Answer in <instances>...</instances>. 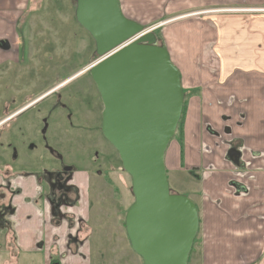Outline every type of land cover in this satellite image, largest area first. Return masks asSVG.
<instances>
[{
  "label": "crops",
  "instance_id": "0c3cea01",
  "mask_svg": "<svg viewBox=\"0 0 264 264\" xmlns=\"http://www.w3.org/2000/svg\"><path fill=\"white\" fill-rule=\"evenodd\" d=\"M118 3L131 21L158 23L160 13L167 21L162 29V24L148 29H158L155 36L179 72L185 109L180 137L166 150L165 168L170 174L197 173V180H186L185 185L208 247L203 263H217L210 250L216 251L217 242L224 246L229 236L223 227H232L245 236L232 257L220 249L218 262L264 264V0ZM0 8L6 4L0 3ZM231 150L240 154L237 162L229 160ZM18 186L21 193L12 200L10 237L6 236L11 247L1 252L10 256L6 262L17 264L22 255L40 254L42 264H89L84 241L68 245L78 227H69L65 220L59 226L57 221L50 224L41 200L44 186L34 178ZM84 206L79 193V203L66 210L73 224L77 215L85 220ZM4 237L0 234V241Z\"/></svg>",
  "mask_w": 264,
  "mask_h": 264
},
{
  "label": "rangeland",
  "instance_id": "374dc122",
  "mask_svg": "<svg viewBox=\"0 0 264 264\" xmlns=\"http://www.w3.org/2000/svg\"><path fill=\"white\" fill-rule=\"evenodd\" d=\"M0 3L6 4V8H0V32L6 30L0 35V42L7 40L11 46L9 50L0 47V65H11L0 76H3L6 85L2 88L6 90L10 86L12 89L5 93L0 90V97L7 93V100H10V97L14 98L11 92L15 94L21 91L20 95H16L20 98L19 101L34 100L53 86L72 78L82 67L89 69L95 63L94 42L74 18V0H1ZM163 8L165 7L161 10ZM160 14L158 19L161 22L136 23L145 25L146 29L162 24V29L167 21L165 15ZM16 15H23L25 22H21L23 25L15 29L14 36L12 25ZM157 30L155 28L152 32L156 34ZM17 66L26 68L17 69ZM16 69L18 71L12 74ZM17 89L18 92H15ZM4 99L6 100L5 97ZM102 111V102L91 77H74L66 82L58 94L47 96L15 124L0 131V165L1 168L4 165L10 167L15 173L25 172L42 177L47 172L58 170L60 166V162L44 148L50 146L54 152H60L61 162L74 169L71 182L78 187L85 202V220L81 222L76 239L84 241L87 246L89 264H143L132 252L124 229L125 214L133 203L131 179L122 170L117 152L101 135ZM180 128L181 126L170 143L176 141V137L179 139ZM44 129L48 136L45 141H41L40 131ZM21 143L24 148L18 152V156H26L24 163L4 157L8 153L6 151L4 154L6 146L15 149ZM173 147L174 144L170 146L169 152ZM172 174L166 172L170 192L190 200L192 197L187 192L189 185H185V181L190 183V180H197V177L194 178L197 173ZM44 190L47 195L48 189L45 186ZM46 204L48 208V203ZM66 217L71 222L69 218L72 216ZM78 220L77 215L74 224ZM223 228L227 231L228 234L225 235L229 236V240H225L224 246L217 242L216 251L210 252H213V259L218 264H232L219 263L216 255L221 249L220 252L232 257L233 248L238 250L240 240L245 235L242 232L235 234L232 227ZM230 239L239 242L234 243ZM203 240L199 229L187 264H204L203 251L208 247H204ZM1 252L2 250L0 264L10 258L8 255L1 256ZM17 264H42V257L40 254L22 255Z\"/></svg>",
  "mask_w": 264,
  "mask_h": 264
},
{
  "label": "water",
  "instance_id": "95a60500",
  "mask_svg": "<svg viewBox=\"0 0 264 264\" xmlns=\"http://www.w3.org/2000/svg\"><path fill=\"white\" fill-rule=\"evenodd\" d=\"M74 1L75 21L95 46L88 70L103 106L100 132L131 179L129 246L143 264H187L198 210L170 192L164 163L183 110L179 72L155 34L122 15L118 0Z\"/></svg>",
  "mask_w": 264,
  "mask_h": 264
},
{
  "label": "flooded vegetation",
  "instance_id": "af4514ba",
  "mask_svg": "<svg viewBox=\"0 0 264 264\" xmlns=\"http://www.w3.org/2000/svg\"><path fill=\"white\" fill-rule=\"evenodd\" d=\"M22 16H18L15 20H14V25H12V27L14 26V36H15V29H17L18 27H21L22 25L20 24L21 22H25L24 19H22ZM15 39V37H14ZM15 42L17 46H19L17 39H15ZM0 47L4 48V49H10L11 46L9 44V42H7V40H3L0 42ZM8 49V50H9ZM11 65H7L6 67H4V65H0V75H4V71H6L7 69H9ZM16 66V65H15ZM19 67V68H18ZM17 69H22L24 70L26 67H21V66H17ZM14 70L12 72V74H15V71L18 70ZM84 75H88L89 74V70L88 69H81V71H78L77 74H75L72 78L68 79L67 81L64 82H60L59 84L53 86L52 88H50L48 91H46L45 93L41 94L40 96H38L37 98H35L34 100H28V101H19L20 98H18V96L16 95H20L21 91L18 92L19 89H17L15 92L18 93H12L11 95L14 96V98L10 100L6 97V94H4V96L0 97V131L3 129H5V127H10L11 125L15 124L27 111L33 109L35 106H37L40 102H42L47 96L49 95H56L58 94L64 87V85L66 84V82L74 79V77H78V76H84ZM0 90H4V93L6 91H12L11 87L9 86L8 89H4L2 87L6 86L5 85V81L3 76H0ZM94 84V83H93ZM95 86V85H94ZM6 88V87H5ZM1 94V93H0ZM4 97L6 98V100L4 99ZM20 97V96H19ZM2 98V99H1ZM185 99V96H184ZM7 101V102H6ZM184 106V103H183ZM2 121V122H1ZM43 126H47L45 124H43ZM48 135L46 134V129L40 131V138L41 141H45ZM50 146L45 147L44 149L46 150V152L52 156L55 160L60 162V166L58 170L55 171H51V172H47L45 174V176H38V175H32V174H26L25 172H13L10 167L4 165L3 168H1L0 165V220L2 221V219H4L0 224V226L2 227V232L0 233L2 236L4 237L1 239V243H0V250L2 251H7L10 250L11 247V243L9 240H7L6 236L7 234L10 237V229H11V224L9 221V217L11 215H13L14 213V209L12 207V200L15 196H18L21 193V187L18 186V183L24 181L25 179L28 178H34L37 183H42L41 185L45 186L48 189V193L47 195L45 194L42 197V202L48 203V213H49V217L50 219V224L54 226L55 222L58 224V226L61 224V222L63 220L67 221L68 226L72 227L73 225H77L78 230L76 232V235L74 238L69 239L68 241V245L70 244H75L78 242V244H81L82 242L79 241L77 238V234L80 231L79 227H81L83 221L78 220L77 224H73L72 223V219L71 222L68 220H66V216H67V209H70L73 206H76L77 203H79V192L77 190V186L74 184H72L71 182V178L74 175L75 171L72 167H68L66 164H64L62 161V157L60 152L56 153L53 150H51L49 148ZM24 148L23 143L19 144L18 148H9V146L5 147V151H8L7 155H5L4 157H6L7 159H9L10 161H16V162H21L24 163L26 161V156L23 155L22 157L19 158L18 156V152H21L22 149ZM233 153L235 151L231 150ZM229 151V152H231ZM237 154V156H228L229 160L233 161V162H237L239 160V156L240 154L238 152H235ZM15 162V163H16ZM68 168H72V170L68 171ZM3 169V170H2ZM44 180L46 182H44ZM41 181V182H40ZM16 183V184H15ZM15 184V185H14ZM5 204V205H4ZM8 205V206H7ZM47 207V204H46ZM47 208V209H48ZM6 213V215H5ZM0 221V222H1ZM13 236V235H12ZM12 243L14 244V241H12ZM10 259V258H9ZM2 264H12L9 261L6 262V260L2 263ZM50 264H61V260L56 261V260H51Z\"/></svg>",
  "mask_w": 264,
  "mask_h": 264
},
{
  "label": "trees",
  "instance_id": "16d2710c",
  "mask_svg": "<svg viewBox=\"0 0 264 264\" xmlns=\"http://www.w3.org/2000/svg\"><path fill=\"white\" fill-rule=\"evenodd\" d=\"M157 45L162 46V44L159 43L158 38H157ZM182 92H183V91H182ZM183 94H184V92H183ZM184 96H185V94H184ZM184 109H185V108H184V106H183L182 115H181V118H180V121H179V124H178V128H177V130L179 129L180 126H181L180 129H182Z\"/></svg>",
  "mask_w": 264,
  "mask_h": 264
},
{
  "label": "built area",
  "instance_id": "2783aa9c",
  "mask_svg": "<svg viewBox=\"0 0 264 264\" xmlns=\"http://www.w3.org/2000/svg\"><path fill=\"white\" fill-rule=\"evenodd\" d=\"M155 28H152V29H149V30H151V31H153Z\"/></svg>",
  "mask_w": 264,
  "mask_h": 264
},
{
  "label": "bare ground",
  "instance_id": "6f19581e",
  "mask_svg": "<svg viewBox=\"0 0 264 264\" xmlns=\"http://www.w3.org/2000/svg\"><path fill=\"white\" fill-rule=\"evenodd\" d=\"M127 19V18H126ZM196 206V205H195Z\"/></svg>",
  "mask_w": 264,
  "mask_h": 264
}]
</instances>
